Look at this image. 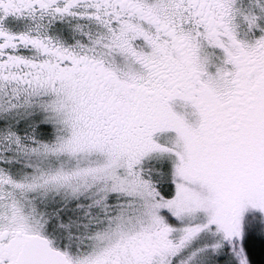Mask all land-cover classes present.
<instances>
[{
  "label": "snow or ice",
  "instance_id": "1",
  "mask_svg": "<svg viewBox=\"0 0 264 264\" xmlns=\"http://www.w3.org/2000/svg\"><path fill=\"white\" fill-rule=\"evenodd\" d=\"M0 264H264V0H0Z\"/></svg>",
  "mask_w": 264,
  "mask_h": 264
}]
</instances>
